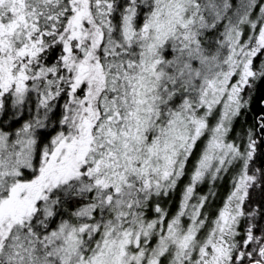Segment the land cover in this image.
I'll return each instance as SVG.
<instances>
[{
	"label": "snow or ice",
	"instance_id": "snow-or-ice-1",
	"mask_svg": "<svg viewBox=\"0 0 264 264\" xmlns=\"http://www.w3.org/2000/svg\"><path fill=\"white\" fill-rule=\"evenodd\" d=\"M0 264H264V0H0Z\"/></svg>",
	"mask_w": 264,
	"mask_h": 264
}]
</instances>
